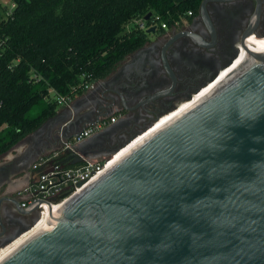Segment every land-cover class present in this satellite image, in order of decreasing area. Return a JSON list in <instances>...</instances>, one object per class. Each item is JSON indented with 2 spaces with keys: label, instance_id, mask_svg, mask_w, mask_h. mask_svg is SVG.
<instances>
[{
  "label": "water",
  "instance_id": "95a60500",
  "mask_svg": "<svg viewBox=\"0 0 264 264\" xmlns=\"http://www.w3.org/2000/svg\"><path fill=\"white\" fill-rule=\"evenodd\" d=\"M206 1H200L201 12ZM255 12L238 39L244 54L232 70L113 164L80 182L58 208L45 202V226L0 264H264V50L246 45L249 36H264L252 34L258 5ZM74 102L13 146L34 139L19 163L0 169V182L98 120L80 116ZM160 118L138 124L107 150L86 138L67 149L61 163L109 159ZM3 201L10 208L6 219ZM39 203L22 207L17 198L0 195V248L35 225Z\"/></svg>",
  "mask_w": 264,
  "mask_h": 264
},
{
  "label": "trees",
  "instance_id": "16d2710c",
  "mask_svg": "<svg viewBox=\"0 0 264 264\" xmlns=\"http://www.w3.org/2000/svg\"><path fill=\"white\" fill-rule=\"evenodd\" d=\"M200 1L9 0L0 19V155L56 114L50 90L73 99L143 44L144 30L125 31L127 23L148 12L180 21Z\"/></svg>",
  "mask_w": 264,
  "mask_h": 264
},
{
  "label": "flooded vegetation",
  "instance_id": "af4514ba",
  "mask_svg": "<svg viewBox=\"0 0 264 264\" xmlns=\"http://www.w3.org/2000/svg\"><path fill=\"white\" fill-rule=\"evenodd\" d=\"M257 5L252 34L259 36L264 34V0H207L203 12L199 3L196 13L182 15L180 21L167 23L166 28L155 24L152 31L143 29V44L126 54L93 88L72 99L78 114L86 120L115 115L108 132L98 136L94 132L87 139L107 150L122 134L136 130L138 124L174 112L181 102L194 98L197 87L208 85L211 90L235 64L240 52L226 67L240 48L238 39L254 17ZM250 38L255 42L264 40L254 35ZM162 90L168 92L146 99ZM83 94L85 99L79 100Z\"/></svg>",
  "mask_w": 264,
  "mask_h": 264
},
{
  "label": "built area",
  "instance_id": "2783aa9c",
  "mask_svg": "<svg viewBox=\"0 0 264 264\" xmlns=\"http://www.w3.org/2000/svg\"><path fill=\"white\" fill-rule=\"evenodd\" d=\"M187 13L190 14L191 11ZM135 24L141 29H148L155 24H158L161 28H166L167 22L161 21L158 16H153L148 20H145L144 17L136 19ZM82 85L86 91L93 87L94 82L89 83L86 81ZM50 92L54 93V99L59 107L68 106L72 101V98L57 94L54 90H50ZM114 120L115 115L106 119H99L64 141L59 148L38 156L31 165L32 169L38 170L37 177L19 192V194L25 196L24 201L20 202L21 206L27 207L33 202L40 201L38 210L40 215H42L45 202L52 206L58 205L81 187L78 185L80 182L86 183L100 173L107 166L109 159L83 160L76 164L61 163V160L67 155V149L88 138L92 133L99 131L106 125L111 124Z\"/></svg>",
  "mask_w": 264,
  "mask_h": 264
},
{
  "label": "bare ground",
  "instance_id": "6f19581e",
  "mask_svg": "<svg viewBox=\"0 0 264 264\" xmlns=\"http://www.w3.org/2000/svg\"><path fill=\"white\" fill-rule=\"evenodd\" d=\"M250 37L251 36H249L248 39H247V41H246L247 47H249L250 49H255V50H264V40L263 41L255 42L254 40H250V39H252ZM239 52H240V54H239L238 58L239 57L241 58V56H242V48H239ZM238 58L236 59L235 64L237 63ZM231 69H229L225 74H227ZM225 74L222 75V76L224 77ZM207 86L208 85H206L204 88H202L194 96V98L192 100H187V101L181 102L174 112L169 113V114L161 117L159 120H157V122L154 123V125L150 129H148V131L146 133H144V135H138L131 143H129L127 146H125L124 148H122L117 153L113 154L109 158V161L107 163V167L110 166L111 164H113L127 150H129L132 146H134V144H136L137 142H139L140 140H142L149 133H151L152 131L156 130L157 128H159L160 126L164 125L165 123L169 122L170 120H172L173 118H175L177 115H179L181 112H183L188 107H190L192 104H194V102H196L197 100H199L200 97H202L204 94H206L210 90V89L208 90L209 86L208 87ZM58 206L59 205H54L53 207L55 209V208H58ZM48 210H49V208L47 206H45L44 211H43V214L41 215L40 219L35 223L34 226H32L28 231H26L23 234H21L19 237L15 238L12 242H10L9 244H7L6 246L0 248V259L3 256H5L8 252H10L14 247H16L18 244H20V242H22L24 239H26L29 235H31L32 233L36 232L37 230H39V229H41V228H43L45 226V223H46V221L48 219Z\"/></svg>",
  "mask_w": 264,
  "mask_h": 264
},
{
  "label": "crops",
  "instance_id": "0c3cea01",
  "mask_svg": "<svg viewBox=\"0 0 264 264\" xmlns=\"http://www.w3.org/2000/svg\"><path fill=\"white\" fill-rule=\"evenodd\" d=\"M64 106L58 107V110H61ZM34 139L22 142L21 144L13 147L11 151L7 152L0 158V169L9 164H17L20 160L23 159V156L31 147ZM38 170L32 169L31 165L19 172L10 175L8 178H4L0 182V195H8L17 198L20 202H23L25 196L19 194L26 186H28L33 180L37 177ZM1 210L6 219V213L9 212V204L6 201H3L1 204Z\"/></svg>",
  "mask_w": 264,
  "mask_h": 264
},
{
  "label": "rangeland",
  "instance_id": "374dc122",
  "mask_svg": "<svg viewBox=\"0 0 264 264\" xmlns=\"http://www.w3.org/2000/svg\"><path fill=\"white\" fill-rule=\"evenodd\" d=\"M7 4L9 5V0H0V19H2V18L4 17V15H5V13H4L3 9H2V6H3V5L6 6ZM139 18H141V17H139ZM139 18H138V19H139ZM133 24H135V20H133L132 22L127 23V24L124 26L125 31H127V30L129 29V27H130L131 25H133ZM34 112H35V110H32L31 113H34ZM0 129H1V128H0Z\"/></svg>",
  "mask_w": 264,
  "mask_h": 264
}]
</instances>
